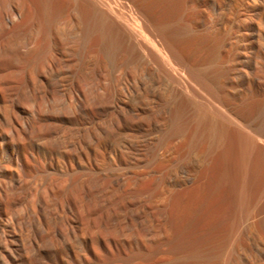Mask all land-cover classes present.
Wrapping results in <instances>:
<instances>
[{
  "label": "rangeland",
  "instance_id": "1",
  "mask_svg": "<svg viewBox=\"0 0 264 264\" xmlns=\"http://www.w3.org/2000/svg\"><path fill=\"white\" fill-rule=\"evenodd\" d=\"M23 2L0 0V264H264V0Z\"/></svg>",
  "mask_w": 264,
  "mask_h": 264
},
{
  "label": "bare ground",
  "instance_id": "2",
  "mask_svg": "<svg viewBox=\"0 0 264 264\" xmlns=\"http://www.w3.org/2000/svg\"><path fill=\"white\" fill-rule=\"evenodd\" d=\"M99 3H101L108 11L112 12V14H115L113 11L112 2L113 0H97ZM123 2V1H122ZM16 3L18 6H21L25 4L23 0H16ZM123 4L127 7L129 4L124 1ZM129 7V6H128ZM130 8V7H129ZM116 15V14H115ZM117 16V15H116ZM135 18V16H133ZM129 18L130 22H126V29L135 37V41L139 45L140 42L144 43L143 46L152 47L153 50L156 52V55L158 56V62L165 67V65L170 63V59L168 54L164 51V46L157 38V35L154 31H150L149 28L141 25L138 20ZM138 40V41H137ZM261 143L264 147V139L261 140Z\"/></svg>",
  "mask_w": 264,
  "mask_h": 264
}]
</instances>
